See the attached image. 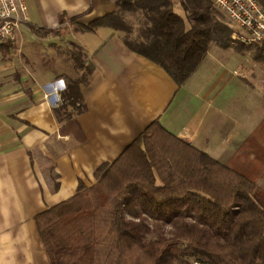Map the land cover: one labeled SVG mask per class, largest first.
<instances>
[{
    "label": "crops",
    "instance_id": "0c3cea01",
    "mask_svg": "<svg viewBox=\"0 0 264 264\" xmlns=\"http://www.w3.org/2000/svg\"><path fill=\"white\" fill-rule=\"evenodd\" d=\"M23 1L26 22L13 43L0 44V264H49L35 217L73 196L79 182L95 184L96 169L114 161L152 121L221 163L264 122V109L252 120V110L246 113L239 101L254 91L243 75L248 52L241 56L213 42L177 85L129 50L119 33L84 29L113 12V1ZM81 14L69 22L68 42L87 56L93 72L81 87L84 110L59 122L52 109L60 105L67 76L41 71L37 58L63 35L39 38L26 24L63 29ZM259 102L257 96L256 108Z\"/></svg>",
    "mask_w": 264,
    "mask_h": 264
},
{
    "label": "trees",
    "instance_id": "16d2710c",
    "mask_svg": "<svg viewBox=\"0 0 264 264\" xmlns=\"http://www.w3.org/2000/svg\"><path fill=\"white\" fill-rule=\"evenodd\" d=\"M110 1L115 10L84 29L107 26L119 33L129 50L160 66L177 85L211 43L231 46V30L209 0ZM257 2L264 10V0ZM26 27L39 38L62 35ZM251 49L264 64V41L234 47L241 56ZM68 52L83 72L64 78L60 105L52 109L59 122L84 110L81 87L93 72L80 48ZM257 132L264 139V122ZM251 175L154 120L114 161L96 169L95 184L79 182L73 196L39 213L35 224L49 264H264V187Z\"/></svg>",
    "mask_w": 264,
    "mask_h": 264
},
{
    "label": "rangeland",
    "instance_id": "374dc122",
    "mask_svg": "<svg viewBox=\"0 0 264 264\" xmlns=\"http://www.w3.org/2000/svg\"><path fill=\"white\" fill-rule=\"evenodd\" d=\"M175 11L180 13V9L175 7ZM217 19L226 24V19L222 15V13L218 12L214 13ZM69 21L65 22L62 28H59L61 34L63 35L62 39L59 43H55L53 48L51 49H41L39 51V55L37 58V62L41 64L40 68L41 71L46 70L52 73H63L65 76L69 78H77L83 72L76 68L74 63L69 57V49L71 46L69 45L68 39L69 34L73 30H69ZM69 31V32H68ZM64 33V34H63ZM72 34V33H71ZM73 37V36H71ZM237 45H242L240 43L235 44L232 47ZM244 46V45H243ZM256 45H248L246 47H255ZM254 49L249 50L246 54V65H249V69L243 74L247 79H249L251 86L253 87L254 91L251 92V97L246 99L239 100L242 103V106L247 109L246 113L250 110L252 116V120L257 119V112H261L264 109V64L260 61L254 60ZM259 96L261 102L255 107V99ZM238 101V100H237ZM263 112V111H262ZM242 138V137H241ZM241 138L237 140L236 143L241 141ZM235 155V154H234ZM231 167L238 169L239 171H243V168H249L252 171L251 176L255 178V181L258 186L264 187V139L257 131L253 133L249 139L245 142L243 147L238 151L233 159H229L227 162ZM262 170L263 172H259ZM259 173V175H258ZM152 236H149V238ZM191 263L194 261L193 258L188 259Z\"/></svg>",
    "mask_w": 264,
    "mask_h": 264
},
{
    "label": "built area",
    "instance_id": "2783aa9c",
    "mask_svg": "<svg viewBox=\"0 0 264 264\" xmlns=\"http://www.w3.org/2000/svg\"><path fill=\"white\" fill-rule=\"evenodd\" d=\"M231 30L230 44L257 45L264 41V10L257 0H209ZM23 0H0V44L13 43L26 22Z\"/></svg>",
    "mask_w": 264,
    "mask_h": 264
}]
</instances>
